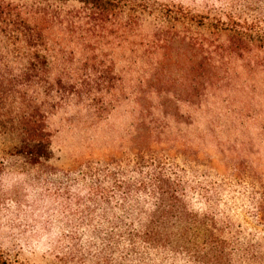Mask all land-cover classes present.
<instances>
[{
	"label": "rangeland",
	"instance_id": "1",
	"mask_svg": "<svg viewBox=\"0 0 264 264\" xmlns=\"http://www.w3.org/2000/svg\"><path fill=\"white\" fill-rule=\"evenodd\" d=\"M146 1L198 18L233 14L254 41L210 64L187 41L154 50L147 26L125 39L110 26L87 23L75 3L0 0L13 13L48 14V37L67 55L69 69L54 64L49 78L65 92L76 90L72 97L61 93L65 100L46 118L47 163L27 165L0 138V264H79L71 252H86L87 236L98 227L97 220L89 226L81 219L82 199L105 173L129 178L140 152L169 160L191 208L216 216L229 235L251 240L264 257V6L260 0ZM246 19L261 25L243 24ZM216 40L209 35V52ZM88 58L113 70H76Z\"/></svg>",
	"mask_w": 264,
	"mask_h": 264
},
{
	"label": "trees",
	"instance_id": "2",
	"mask_svg": "<svg viewBox=\"0 0 264 264\" xmlns=\"http://www.w3.org/2000/svg\"><path fill=\"white\" fill-rule=\"evenodd\" d=\"M36 1L78 4L87 23L110 26L125 39H135L147 26L154 50L162 52V44L167 50L176 41H187L210 64L213 56L239 55L254 41L255 33L241 27L240 18L233 14L198 18L190 10L164 9L146 0ZM260 1L264 6V0ZM48 19L41 9L13 13L0 5V138L13 143L29 166L50 160L46 118L65 100L61 93L66 97L76 93L74 87L65 92L60 80L49 78L54 64L64 67L60 70L69 69L67 55L48 37ZM249 23L261 25L247 19L243 24ZM211 34L217 39L214 52L208 50ZM199 62L201 69L202 58ZM14 65L18 68L13 69ZM80 65L76 70H113L90 58ZM140 153L131 162L129 178L105 173L103 181L82 199L79 207L85 215L81 219L89 226L97 220L98 227L87 236L86 252H71L79 264H161L177 259L188 264H264L259 246L229 235L210 212L191 208L187 186L169 160ZM106 183L109 189L103 188Z\"/></svg>",
	"mask_w": 264,
	"mask_h": 264
}]
</instances>
